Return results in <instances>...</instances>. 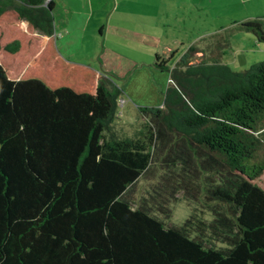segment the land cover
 I'll list each match as a JSON object with an SVG mask.
<instances>
[{"label":"trees","instance_id":"16d2710c","mask_svg":"<svg viewBox=\"0 0 264 264\" xmlns=\"http://www.w3.org/2000/svg\"><path fill=\"white\" fill-rule=\"evenodd\" d=\"M53 22V0H0V264H264V61L157 54L162 107L119 138L122 89L66 58ZM179 195L211 219L167 223Z\"/></svg>","mask_w":264,"mask_h":264},{"label":"rangeland","instance_id":"374dc122","mask_svg":"<svg viewBox=\"0 0 264 264\" xmlns=\"http://www.w3.org/2000/svg\"><path fill=\"white\" fill-rule=\"evenodd\" d=\"M115 1L120 10L111 17V0H53V23L55 43L62 54L92 65L102 78L122 89V102L118 100L111 125L119 138H142L147 132L146 118L138 107H162L170 80L169 71L155 67L157 54L164 60L170 57V69L182 58L191 63L219 60L234 71L264 61V0H177L176 6L164 1V11L158 16L150 14L147 6L155 0ZM109 19L112 26L120 24L121 35L109 32L99 38L93 30L98 21ZM246 20L258 23L261 31L246 27ZM156 182L140 179L132 195L134 201H149ZM257 183L264 189V174ZM181 196L170 205L167 223L180 225L189 217L211 219L197 203Z\"/></svg>","mask_w":264,"mask_h":264},{"label":"crops","instance_id":"0c3cea01","mask_svg":"<svg viewBox=\"0 0 264 264\" xmlns=\"http://www.w3.org/2000/svg\"><path fill=\"white\" fill-rule=\"evenodd\" d=\"M164 1H170V4L171 5H173V6H176V3H177V0H155V2H154V5H147V6H150V8H151V12H150V14H152V15H155V16H158V14H159V12L160 11H164ZM183 1H185L186 2V0H183ZM111 2H112V8H111V10H110V13H109V15L112 17L118 10H120V8H119V2H117V1H115L114 2V0H111ZM125 3H122V5H124ZM55 3H54V14L56 13L55 12ZM146 8V7H145ZM124 10H126V9H124ZM127 13H125L124 12V15H126ZM246 22H249V21H244L243 23H246ZM116 24H118V25H116V26H118V27H116V26H112V24H111V19H109L108 21H106V23H104L102 20H100V21H98V25H97V27H96V30H93V31H96L97 32V34H98V37L99 38H101V37H106L107 36V34L109 33V32H114V33H118V34H120L121 35V26H120V24L119 23H116ZM126 31V30H125ZM132 31V30H131ZM131 31H129V32H131ZM55 33H56V30H55ZM62 53V52H61ZM64 55V54H63ZM65 56V55H64ZM66 57V56H65ZM112 57V56H111ZM161 57V56H160ZM66 58H68V57H66ZM162 58V57H161ZM69 59V58H68ZM223 59V58H222ZM71 60V59H70ZM164 60V59H163ZM73 61V60H72ZM222 61V60H221ZM208 63H211V62H208ZM223 63V62H222ZM88 65H90V64H88ZM91 67H92V65H90ZM95 69V68H94ZM114 70H115V68H113ZM101 76V75H100ZM102 77V76H101Z\"/></svg>","mask_w":264,"mask_h":264},{"label":"built area","instance_id":"2783aa9c","mask_svg":"<svg viewBox=\"0 0 264 264\" xmlns=\"http://www.w3.org/2000/svg\"><path fill=\"white\" fill-rule=\"evenodd\" d=\"M122 99H119V102L121 101ZM122 102V101H121ZM121 104H123V103H121Z\"/></svg>","mask_w":264,"mask_h":264}]
</instances>
